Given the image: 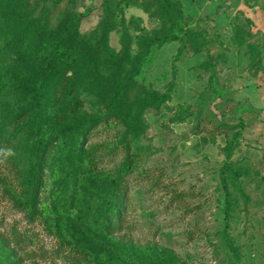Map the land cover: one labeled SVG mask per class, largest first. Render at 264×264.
<instances>
[{"label":"rangeland","instance_id":"obj_1","mask_svg":"<svg viewBox=\"0 0 264 264\" xmlns=\"http://www.w3.org/2000/svg\"><path fill=\"white\" fill-rule=\"evenodd\" d=\"M178 1L187 34L163 43L173 19L156 0H0V264H12L2 240L13 231L35 236L27 250L39 264H73L78 246L82 264H264V0ZM70 13L75 86L64 104L52 100L65 70L43 58L51 102L36 122L19 57ZM25 21L34 31L22 35ZM52 141L60 154L36 212L31 168ZM124 165L125 229L109 233L105 203Z\"/></svg>","mask_w":264,"mask_h":264},{"label":"trees","instance_id":"obj_2","mask_svg":"<svg viewBox=\"0 0 264 264\" xmlns=\"http://www.w3.org/2000/svg\"><path fill=\"white\" fill-rule=\"evenodd\" d=\"M156 2L160 11L173 19L172 31L169 33L163 43L173 41L182 42L183 34H187V32L180 26V20L184 18V11L180 2L178 0H156ZM79 25V17L70 13L66 19L62 31H50L51 34L44 38L39 44H36L32 47H28L27 45V48H25L22 53H30L28 59H25L23 55L19 57L20 61L18 62V65L24 66L25 64H23V61H27L25 67H21L20 69L24 71L25 75L32 79L29 85L24 86V88L32 98L33 107L31 110V115L32 119L36 122H40L48 116L47 107L49 102H51V99L48 98L47 87L40 79V74L44 76V70L40 65L42 64L43 58L53 56L56 68H58L60 71L65 70L62 75L64 78L58 80L55 85L52 100L59 104H64L67 93L68 91L70 92L71 86H75L74 81L70 82L68 73L72 72L74 75H76L78 72L75 56L78 54L76 43ZM21 28L22 35H25L30 31H34L32 28V23L29 21L22 23ZM41 28V26L36 27V34L37 31H42ZM34 69H36L35 73ZM35 74L37 78H34ZM119 94V100L113 105V112H115L116 115L122 108L121 99L124 93L120 91ZM163 101H166L165 98H163ZM150 103L147 105H150ZM100 122L101 120L99 118H94L90 121L83 120L79 123L78 136L82 137V139L86 138L89 131ZM233 141L230 142V146H228V150L230 151L232 148H236L235 142L237 140L234 141V144ZM54 143L55 142L52 141L50 143L48 142L39 144V149L37 150L38 152L36 153L31 168L30 179L32 189L33 191H36V212H38V197L42 188V175L48 165V158L50 154L54 152V150H56L58 156L60 154V147H57L54 145ZM79 153L82 154L80 149ZM127 172L128 167L127 165H124L120 171V174L113 180L114 190L112 195L107 198L105 203V211L102 217L103 227L109 233H120L125 229V214L129 203L127 190L130 189L131 186L130 182L126 178ZM17 205H19V203H17ZM34 238L35 236H31L29 233H18L17 231H13L9 237L3 238V249L6 250L7 258L12 264H23L24 262L28 261L32 262V264H39L37 260L45 258L44 256H38L35 252H30L27 250L28 247L35 244ZM36 239L38 240V235H36ZM76 249L77 251H75L74 254L71 253L72 256H68V254H66L67 257H70L73 260V264H82L83 261L88 262L89 259L84 250L79 246L76 247ZM59 252L65 253V251H62L61 249L58 250L57 253Z\"/></svg>","mask_w":264,"mask_h":264},{"label":"crops","instance_id":"obj_3","mask_svg":"<svg viewBox=\"0 0 264 264\" xmlns=\"http://www.w3.org/2000/svg\"><path fill=\"white\" fill-rule=\"evenodd\" d=\"M251 14H252V16H253V15H257L258 13H257V11H254V10H253V11L251 12ZM259 14H260V13H259ZM246 80H248V79H246ZM257 80H258V76H255V77L253 78L252 81H257ZM261 100H262V102L264 103V97H262ZM258 102H260V101H258ZM262 102H260V104H262ZM260 107H263V106L260 105Z\"/></svg>","mask_w":264,"mask_h":264}]
</instances>
